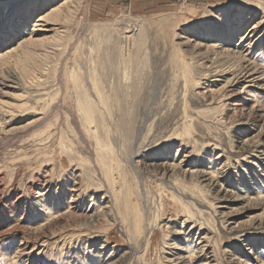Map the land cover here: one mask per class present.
I'll use <instances>...</instances> for the list:
<instances>
[{
    "label": "rangeland",
    "instance_id": "1",
    "mask_svg": "<svg viewBox=\"0 0 264 264\" xmlns=\"http://www.w3.org/2000/svg\"><path fill=\"white\" fill-rule=\"evenodd\" d=\"M0 26V264H189L186 232L264 264V88L201 54L264 69V0H0Z\"/></svg>",
    "mask_w": 264,
    "mask_h": 264
},
{
    "label": "bare ground",
    "instance_id": "2",
    "mask_svg": "<svg viewBox=\"0 0 264 264\" xmlns=\"http://www.w3.org/2000/svg\"><path fill=\"white\" fill-rule=\"evenodd\" d=\"M40 21H43V20L40 19ZM217 32H220V31H217ZM217 32H216V35H217ZM207 41H210V39H205L204 40V42H207ZM212 41H214V40H212ZM201 44L202 43L197 44L196 47L193 48L194 51H200V50H197V49H199L200 47L204 46V44H203V46ZM237 46L238 45H236L234 47V49H231V48L227 47V48L224 49V51L222 53H220V52L217 51V48L219 47L218 44H216V43L212 44V45L208 44V45H205V48H206L205 52L201 53V54H202V56H205L206 58L216 57V56H219V55H223L226 58H229L231 60V62L233 64L237 65V67H238V70H237L238 73H237L236 76L234 75L235 76V80L237 79L238 81H240V83L241 82H244V83L247 82L249 84V86H247L248 87L247 89L249 90L248 92L251 91L250 92L251 96L256 99V95H255V93H254V91L252 89L255 88V87L264 88V69L263 68H261V69L257 68L256 65L251 64L247 60V58L245 56H243V54L239 51V49H237ZM223 73H225V72H223ZM232 83H233V80L229 79L228 84H227L226 87H229ZM256 103L259 105L260 102L257 101V99H256ZM263 129H264V125H263ZM109 154H110V157L112 158V161L113 162L116 161L114 159V157H113L114 149H112V148L109 149ZM181 164L182 163H180L179 166H175V165L172 166L173 169H170V170L172 172H174V173L177 172L178 169L182 170ZM163 166H164L165 170H168V165L167 164H163ZM183 172H186V171L183 170ZM191 174H192V178H194V179L197 178L199 180H202V182H209V186H211L212 183L217 179V175H216L217 173L212 175L211 180H208V181L206 179H204L205 178V176H204L205 173L204 172H196V169H195V171H192ZM183 198L187 199V196L184 195ZM256 198H257V200H264V195H262L260 193V194L257 195ZM178 200H180L182 202V204L186 207V210H187V212L189 214L191 213V211H196L197 210L196 209L197 208L196 204H199V202L197 200L192 199L193 200V201H191L192 203L183 202L180 198H178ZM72 201H75V199H72ZM61 202H62L61 198H58L55 201L53 207L50 208L48 212L50 213V211L54 210L55 207L62 206ZM64 208H65V210L67 209V211H68L66 214H68V213H70V212H72L74 210V208L71 205L67 206V207H64ZM95 208H97V207H95ZM60 212H61V210L58 211V213H60ZM58 213H56V214H58ZM96 214L99 215V216H106L108 213L105 210H99V211L96 212ZM49 216H51V214H49ZM60 216H62V215H60ZM85 217L87 218V216H85ZM53 218H54V216L51 217L50 219L46 220L45 222H49L50 220H53ZM58 218H56V219H58ZM41 227H43V226H41ZM137 227H138V231H139L141 229V224L139 223ZM35 230H34L35 233L38 232V229H35ZM192 235H193V232H186L185 235H184V238L182 240H179L180 243L181 242L182 243L181 244L178 243V245L176 246V249H177L176 254L172 255L173 258L175 259V261H177L179 263L188 262L189 264H200V262L197 260L198 256H196L195 254L194 255L192 254V255L189 256V249H195L197 251L203 250V248L201 247V244H202L201 242H199L197 244L195 241H192V240L189 239V238L192 237ZM189 236H191V237H189ZM195 244H196V246H195ZM185 254H187V255H185ZM103 260H104L103 256L101 254H99L98 252L93 254V256L90 258V262L93 263V264L97 263V262H98V264H101L103 262ZM171 261H173V260L171 259L170 262ZM234 262H235L234 264H243V262L240 261L237 258V256H236V259H234Z\"/></svg>",
    "mask_w": 264,
    "mask_h": 264
},
{
    "label": "snow or ice",
    "instance_id": "3",
    "mask_svg": "<svg viewBox=\"0 0 264 264\" xmlns=\"http://www.w3.org/2000/svg\"><path fill=\"white\" fill-rule=\"evenodd\" d=\"M39 14V12H37ZM214 23V21H212ZM19 37H14L12 33H6L2 26H0V45H3L6 40H11L13 43Z\"/></svg>",
    "mask_w": 264,
    "mask_h": 264
}]
</instances>
